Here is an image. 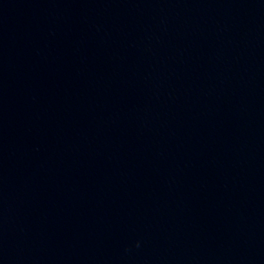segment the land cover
I'll use <instances>...</instances> for the list:
<instances>
[{
    "label": "water",
    "instance_id": "obj_1",
    "mask_svg": "<svg viewBox=\"0 0 264 264\" xmlns=\"http://www.w3.org/2000/svg\"><path fill=\"white\" fill-rule=\"evenodd\" d=\"M0 264H264V0H0Z\"/></svg>",
    "mask_w": 264,
    "mask_h": 264
}]
</instances>
